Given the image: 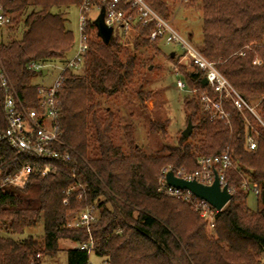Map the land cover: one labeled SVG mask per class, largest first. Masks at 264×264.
<instances>
[{
	"label": "trees",
	"instance_id": "1",
	"mask_svg": "<svg viewBox=\"0 0 264 264\" xmlns=\"http://www.w3.org/2000/svg\"><path fill=\"white\" fill-rule=\"evenodd\" d=\"M81 1L0 0L4 14L12 18L9 25L0 26V65L26 106L37 105L33 81L43 77L30 64L64 62L75 46L64 14L54 9L79 7ZM148 1L168 19L164 1ZM201 7L200 52L248 102L257 105L264 121V0H201ZM154 27L139 28L133 39L137 49L160 51L163 39L148 38ZM88 32L99 42L92 38L82 71H67L60 90V138L70 147L72 160H49L57 170L47 176L32 174L25 186H8L0 192L2 232L19 236L42 222L43 239L0 234V264H41L43 255L60 251L62 240L76 244L67 250L68 264H90L91 252L107 264H264V206L250 209V193L243 186L246 175L249 183L260 187L257 203L264 205V139H259L254 151L246 147L247 122L263 136L264 127L231 101L224 102L227 120L212 119L202 108L200 94L218 95L203 85L205 73L193 65L185 80L197 95L183 102L193 124L190 137L181 136L176 146L149 155L136 142L134 126L128 124L123 127V143L117 144L115 115L106 108L104 116L100 107L104 98L124 93L134 83L138 55L121 50L119 33L106 44L91 23ZM257 59L260 63H255ZM135 94L143 106L152 98L143 90ZM167 123L151 122L150 130L165 132ZM7 127L0 99V132ZM225 151L233 159L226 181L234 194L217 214L214 233L209 235V220L192 202L160 190L163 171L193 172L199 167L198 157ZM0 159L4 173L11 175L36 158L17 154L3 141ZM91 207L97 212V222L90 232L68 226L71 215ZM90 239L94 242L91 252L78 247Z\"/></svg>",
	"mask_w": 264,
	"mask_h": 264
},
{
	"label": "built area",
	"instance_id": "2",
	"mask_svg": "<svg viewBox=\"0 0 264 264\" xmlns=\"http://www.w3.org/2000/svg\"><path fill=\"white\" fill-rule=\"evenodd\" d=\"M78 9L80 40L74 55L64 62H32L30 64V68L42 72L43 77L48 76L52 69L56 73L51 85H37L38 103L35 107H29L23 103L5 69L0 65V99L8 120L7 129L0 132V142H8L10 147L21 156L36 158L25 163L21 169L11 175L4 173V163L0 159V192H5L8 186H25L32 174L47 176L51 171L57 170V166L49 160H72L70 147L60 138V90L65 81V73L70 70L77 71L83 66L90 41L94 37V34L88 32V26L91 23L95 26V32H99L96 21L102 14L104 24L113 29V35L127 34L135 28L154 24V29L148 35L151 41L162 38L166 44L181 46L191 63L205 73L204 78L208 80V85L218 95V98H214L209 92L200 94L202 108L210 113L212 119L227 120L229 115L224 109V102L231 101L236 109L242 113H251L264 127V121L257 110V105L248 102L218 70L215 63L188 43L167 20L153 9L148 0H82ZM93 14H95L94 17ZM11 21L12 18L4 14L0 5V26L9 25ZM255 63H260V61L257 60ZM45 70L46 74H44ZM177 86L180 90L190 92L183 80L179 79ZM247 123L250 132L246 137V147L248 150L254 151L258 148L259 139H264V136L249 121ZM232 165V156L229 151H225L220 154L200 157L198 159L199 167L193 172L187 173L180 169L174 173L180 178L195 180L204 185H212L218 176L223 188L227 185L226 175ZM169 171H163L164 179L160 190L168 196L192 202L194 209L214 226L215 218L220 211L203 200L199 199L194 202L192 198L195 196L188 190H177L169 186L166 182V174ZM243 186L256 198L260 196L261 189L257 185L246 180ZM229 192L234 194L233 189L229 188ZM96 222L97 214L91 207L71 215L68 226L86 229L90 232L91 226ZM78 247L91 252L94 249V242L90 239Z\"/></svg>",
	"mask_w": 264,
	"mask_h": 264
},
{
	"label": "rangeland",
	"instance_id": "3",
	"mask_svg": "<svg viewBox=\"0 0 264 264\" xmlns=\"http://www.w3.org/2000/svg\"><path fill=\"white\" fill-rule=\"evenodd\" d=\"M162 1L169 8L168 23L188 43L200 50L203 41L201 0ZM54 11L64 14L66 27L74 36L75 46L68 54V58H71L80 40L79 9L76 6L56 7ZM92 16L94 17L95 14ZM139 33V28H135L127 34L122 33V37L120 38L121 50L123 52L137 53L138 55L135 81L128 87L126 92L109 99L104 98L100 111L104 116L106 115L104 111L106 108L114 113L116 127L114 137L117 144L123 143V127L131 124L135 128L136 142L147 154L156 155L165 146H176L188 125V114L183 102L186 98H192L194 95H197V92L188 86L190 92L180 90L177 86V81L180 79L186 82L185 75L193 71L194 67L187 54L183 52L182 47L176 44L162 42L159 52L147 48L137 49L133 39ZM94 39L99 42L95 34ZM171 52H175L172 57H170ZM257 60L260 61V59ZM82 68L78 69V71L81 72ZM55 76L56 73L52 69L48 76H38L34 79L33 83L37 85H51L54 82ZM140 90L152 94V98L147 100L144 106L136 99L135 93ZM156 121L168 122L165 132H151L150 124ZM243 177V181H246V175ZM245 191H247L246 188ZM247 204L252 210L261 209L264 206L257 203V198L252 193L248 196ZM192 206L194 207V205ZM206 228L209 235L214 233V226L210 222L207 223ZM0 234L15 239H25L32 236L37 240H42L44 226L41 222L36 227L27 229L24 234L19 236H12L6 232H2L1 229ZM75 246L76 244L70 241H60V251L54 256L43 255L41 264H68L67 250ZM89 263L104 264L105 262L103 258L91 252Z\"/></svg>",
	"mask_w": 264,
	"mask_h": 264
},
{
	"label": "water",
	"instance_id": "4",
	"mask_svg": "<svg viewBox=\"0 0 264 264\" xmlns=\"http://www.w3.org/2000/svg\"><path fill=\"white\" fill-rule=\"evenodd\" d=\"M96 26L99 31V36L103 39L104 43L108 44L112 38L113 29L104 24L103 14L96 21ZM172 56H174V52ZM44 74H46V70ZM203 85H208V80L206 78L203 80ZM192 130L193 124L192 121L189 120L186 129L183 131V136L186 138L190 137ZM166 182L169 186L177 190L190 191L196 198L207 202L218 211H222L233 198L227 185L222 188L218 176H216L212 185H204L195 180L190 181L180 178L175 175L174 171H169L166 174Z\"/></svg>",
	"mask_w": 264,
	"mask_h": 264
}]
</instances>
